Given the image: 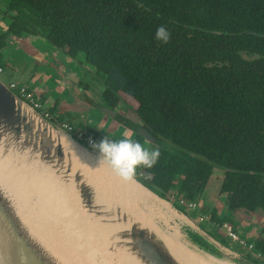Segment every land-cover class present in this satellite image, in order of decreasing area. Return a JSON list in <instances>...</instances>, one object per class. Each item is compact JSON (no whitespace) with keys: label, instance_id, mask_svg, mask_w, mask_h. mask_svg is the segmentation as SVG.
I'll list each match as a JSON object with an SVG mask.
<instances>
[{"label":"trees","instance_id":"trees-1","mask_svg":"<svg viewBox=\"0 0 264 264\" xmlns=\"http://www.w3.org/2000/svg\"><path fill=\"white\" fill-rule=\"evenodd\" d=\"M4 3L10 34L38 35L72 60L82 54L103 75V99L129 106L157 140L156 164L135 174L145 185L165 198L176 191L188 213L179 201L197 202L221 170L230 209H264V0ZM158 25L167 43L153 39ZM209 221L228 223L215 212ZM246 240L264 254L262 241Z\"/></svg>","mask_w":264,"mask_h":264},{"label":"water","instance_id":"water-1","mask_svg":"<svg viewBox=\"0 0 264 264\" xmlns=\"http://www.w3.org/2000/svg\"><path fill=\"white\" fill-rule=\"evenodd\" d=\"M98 157L0 79V264H260Z\"/></svg>","mask_w":264,"mask_h":264},{"label":"rangeland","instance_id":"rangeland-1","mask_svg":"<svg viewBox=\"0 0 264 264\" xmlns=\"http://www.w3.org/2000/svg\"><path fill=\"white\" fill-rule=\"evenodd\" d=\"M6 7H7V5L4 3V0H0V20H1L2 24L8 26L11 23V21H10L9 17H5V15H4V13L6 12ZM23 36L29 41H37V42H39V45L43 44L44 46H47V48L53 49V51H55L59 55H62L58 49H56L53 46L47 45L45 43V40L38 35L26 34ZM5 39H6V34L4 32L0 31V63L3 64L5 67V72L3 73V75L1 76L0 79L2 80V82H4V84L9 85V83L11 81L18 80L17 77L15 76V74L13 73L14 66L18 65L19 70L25 71L26 67H27V65H29V63H27V60H26L27 55L24 52V50L22 49L25 47H17L13 43L7 44ZM73 60L74 61L72 62V65H71L73 67V69L81 71V68H83V66H84L85 69L88 68L87 70H90L93 73L92 77H90V76H87L86 74H83V72H81L84 75V78L91 80L93 88L100 91V86H101L100 82L103 80V77H102L103 75L100 74L99 72H97L96 68H94L92 65L87 64L86 60L82 54H79V56ZM39 67L41 68V71L39 73H37V77L39 76L40 73H42V70H43L42 75L44 76L47 73H49V71L51 69V67H46V66H39ZM91 72H89V73L92 74ZM35 81H38V80L35 78ZM38 94H41V93H38ZM76 95H77V93H76ZM96 95H97V97H99L98 94H96ZM91 96H93L92 93H91ZM42 102H44V101H42ZM90 102H93V101H90ZM45 105H47V103H45ZM128 109H129L127 112L128 116L131 119H135V121L138 122V118H137L138 116L135 114V112L130 107H128ZM78 112L79 111L74 110L72 107H70L69 111L67 113L63 114V117L73 121V123H75V125H80V124L83 125L85 130H87V131L90 130L93 133H94V131H100V126L98 125V121L97 120L93 121V119H91L93 117L92 113H90V116H86L84 118L82 116H79L78 114H80V113H78ZM94 113L98 114L99 110L95 109ZM85 121H86V123H85ZM106 135L111 139H121L122 138L120 135L110 136V135H108L107 132H103V131L100 132L99 136H100V138H102L103 136H106ZM145 146L148 147L147 145H145ZM222 177H223V175L221 174L220 171L215 172L211 176L210 182L208 183V189L205 193V198L203 196V198H201L199 201L200 206L197 207L193 211L187 210V209L186 210L189 211L188 212L189 215L197 223H200L202 226L208 228L210 232H212L213 234L216 232H219L221 235H223L224 237L227 238V234H226L225 229L222 228L221 226H218L217 224L211 223L209 221V218H210L209 215H211L212 213L215 212L216 214L219 215V217L225 218L228 221H232L235 223V221H238V220L239 221H243V220L246 221V219H242L244 212H246V211H244L242 209H240V210H231L230 209L227 194H220L219 193V189L221 186L220 182L222 181ZM168 195H169L168 199L171 202L175 203L178 201L176 199V191L172 190L170 193H168ZM217 203H218V207L213 208V206H215V204H217ZM257 222H259V225H262L264 223V215H262V217H260L259 221H257ZM248 230H249V232L245 229L239 230L238 233L242 237H244L245 239H255L257 237L256 233L258 232V227H255L254 229H248ZM218 239H219V236H218ZM222 240H224L223 242L230 245L232 248L236 249L241 254L252 259L251 255L245 254L244 251L242 250L243 248L241 249L237 244L230 241V239H228V240L222 239Z\"/></svg>","mask_w":264,"mask_h":264},{"label":"crops","instance_id":"crops-1","mask_svg":"<svg viewBox=\"0 0 264 264\" xmlns=\"http://www.w3.org/2000/svg\"><path fill=\"white\" fill-rule=\"evenodd\" d=\"M5 30L6 29L2 31ZM5 40L7 44L13 43L17 47H25L22 49L26 53L27 55L26 60L27 63H29L25 71L19 70L18 65L14 66L13 73L18 79L15 81L25 84L31 91L35 92V95L39 100L44 101V103H47L46 105L47 108L55 116L56 119L60 121L65 120L66 118L63 117V114L67 113L69 111V108L72 107L74 110L79 111L78 112L80 113L78 114L79 116H82L84 118L86 116H90V113H92L94 117L93 119L97 120L98 125L101 128H103L104 118H100V117L98 118L97 115L94 113V110L88 108L89 105L86 103L84 98L83 99L80 98L81 96L80 89L82 87L80 85L81 84L80 82L81 81L91 82V80L86 78L85 80L84 77L82 78L83 76V74L81 73L82 69L81 71L73 69L71 65L74 60L68 57H61L60 55H58V53L53 51V49H49L47 48V46H44L43 44L39 45V42L37 41H29L24 36L23 37L8 36L7 39ZM54 56L58 58L54 60ZM35 57L39 58V60L36 59ZM54 62H56L55 65ZM39 66L51 67V69L49 73H47L44 76L42 75L43 73L42 70V73H40L39 76L37 77V73L41 71V68ZM87 69L88 68L85 69L87 73L91 72L90 70ZM92 75L93 73L89 74L90 77H92ZM35 78L38 81H35ZM100 85L102 86V81L100 82ZM91 86H92V82H91ZM101 86H100V91L94 89L92 86L91 89L88 91V94L92 93L93 96L96 97H97L96 94H98V96L101 95L102 87H103ZM80 125L77 126L80 127ZM101 128L100 131H95L94 133L100 135V132L103 131V132H107L108 135L110 136L120 135L122 138L130 137L129 136L130 133L122 131L120 125L117 131L113 133L109 131H105L106 128L105 129H101ZM249 240H253V239H249Z\"/></svg>","mask_w":264,"mask_h":264},{"label":"flooded vegetation","instance_id":"flooded-vegetation-1","mask_svg":"<svg viewBox=\"0 0 264 264\" xmlns=\"http://www.w3.org/2000/svg\"><path fill=\"white\" fill-rule=\"evenodd\" d=\"M5 17H9L7 16V12L4 13ZM10 18V17H9ZM6 29L5 31H2ZM9 25L6 26L4 24L1 23V20H0V31L1 32H4L6 34V39L8 36H14V34H10L9 33ZM17 37V36H15ZM46 42V41H45ZM47 43V42H46ZM47 45H50L47 43ZM51 46V45H50ZM62 54V53H61ZM59 55V54H58ZM61 57H67L65 55H60ZM52 58V57H51ZM58 58V57H55L54 56V60ZM69 58V57H68ZM53 59V58H52ZM71 59V58H70ZM56 64V62H54V65ZM82 64V63H81ZM82 69V72L83 74L86 73L87 76H89V72L87 73V71L83 68ZM84 77V75L82 76V78ZM85 79V78H84ZM86 80V79H85ZM81 84V96L80 98H84V100L86 101V103L89 105L88 108L92 109L95 111V109H98L99 110V113L96 114L97 117L99 118H104V125H103V128L101 129H105V131H109L111 133L113 132H116L118 127H119V122H124V121H129L131 122V124L134 126L133 128L136 129L139 134L134 136V135H130V138L132 139H135V140H138L140 143H143L144 145H147L149 148H153V147H158L159 149L161 148L160 145H158L159 143H157V140L150 136L148 133H144L142 131H140V127L138 126H141V122L139 121L138 119V122L135 121V119H131L127 112H128V107L126 104H124L123 102H120L119 105L113 107V106H110L102 97V93L104 91V85H103V82H102V93L101 95H99V97H96V96H91V93L88 94V91L91 89V82H84V81H81L80 82ZM90 101H93V102H90ZM60 103V102H59ZM114 112V113H113ZM114 114V115H113ZM136 114V113H135ZM94 117H92L93 119ZM138 118V117H137ZM94 120V119H93ZM107 122V123H106ZM95 132V131H94ZM149 138V139H148ZM150 138H153L155 141H152ZM217 171H220L221 174L223 175V171L221 170H215V172ZM214 172V173H215ZM138 177V176H137ZM224 177V176H223ZM223 177H222V181H223ZM139 178V177H138ZM211 178V177H210ZM222 181L220 182V185H222ZM210 182V179L208 180L205 188H204V191L202 192V195H201V198H205V193L208 189V183ZM170 193V192H169ZM219 193L220 194H226V193H221V186H220V189H219ZM168 194H167V199H168ZM228 196V195H227ZM200 198V199H201ZM200 199L197 201V202H193L196 207H199V201ZM229 200V199H228ZM218 207V203L215 204V206H213V208H217ZM246 212H244V215H243V218L242 219H246V221H235L232 222V221H228V223L235 229L237 230V232L239 230H247L249 232L248 229H254L255 227H258V232L256 233L257 234V237L255 238L256 240H259V241H262L263 244H264V223L262 225H259V219L260 217H262V215H264V209L262 208H257L256 210H248V209H245V208H240ZM240 209H236V210H240ZM232 210V209H231ZM217 216H219L217 214ZM210 217V215H209ZM229 243V242H228ZM243 250V249H242ZM245 254H247V252L245 250H243Z\"/></svg>","mask_w":264,"mask_h":264},{"label":"clouds","instance_id":"clouds-1","mask_svg":"<svg viewBox=\"0 0 264 264\" xmlns=\"http://www.w3.org/2000/svg\"><path fill=\"white\" fill-rule=\"evenodd\" d=\"M153 39L160 43H167L170 33L164 25H158ZM92 146L99 153L97 164H106L119 178L133 180L139 167L152 168L160 157L158 147L149 148L138 140L130 137L111 139L103 136Z\"/></svg>","mask_w":264,"mask_h":264},{"label":"built area","instance_id":"built-area-1","mask_svg":"<svg viewBox=\"0 0 264 264\" xmlns=\"http://www.w3.org/2000/svg\"><path fill=\"white\" fill-rule=\"evenodd\" d=\"M4 72H5V67L0 65V78ZM8 86L22 99H24L30 105H32L46 119L52 121L55 118V116L49 111L45 103L39 100L36 97L35 92L31 91L25 84L16 81H11ZM58 126L61 129L65 130L66 132L72 134L75 138H77L81 142H84L91 148H93L92 146L93 142H99L93 136H91L85 129L75 125V123H73L70 120H66V119L63 121L61 120ZM179 204L186 207L187 210L193 211L197 208L193 202L186 201L184 199H181L179 201ZM221 227L225 229L227 238L230 239V241L237 244L241 249L243 248V250H245L247 254L252 256V259L254 261H258L260 264H264V254L261 252L254 251L255 249L254 243L247 242V240L244 237H242L236 230H234L229 223H224Z\"/></svg>","mask_w":264,"mask_h":264},{"label":"bare ground","instance_id":"bare-ground-1","mask_svg":"<svg viewBox=\"0 0 264 264\" xmlns=\"http://www.w3.org/2000/svg\"><path fill=\"white\" fill-rule=\"evenodd\" d=\"M146 200H151L152 202H154L149 196H146ZM160 206H161V205H160ZM161 207H162V206H161ZM157 208H159V207H157ZM159 209L161 210V208H159ZM175 245L178 246V247L180 246L179 244H175ZM180 250H181V249H180ZM185 252H186V251H185L184 249H183V251H182V250H181V251H178L179 254H183V253H185ZM197 263L200 264L198 261H196V262L193 261V264H197Z\"/></svg>","mask_w":264,"mask_h":264}]
</instances>
